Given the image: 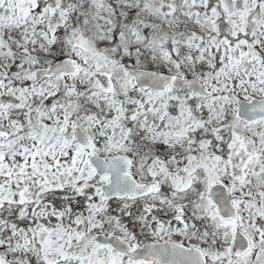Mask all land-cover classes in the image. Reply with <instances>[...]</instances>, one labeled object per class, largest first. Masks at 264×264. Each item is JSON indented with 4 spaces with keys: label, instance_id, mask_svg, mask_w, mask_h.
Returning a JSON list of instances; mask_svg holds the SVG:
<instances>
[{
    "label": "snow or ice",
    "instance_id": "6c2138e0",
    "mask_svg": "<svg viewBox=\"0 0 264 264\" xmlns=\"http://www.w3.org/2000/svg\"><path fill=\"white\" fill-rule=\"evenodd\" d=\"M0 264H264V0H0Z\"/></svg>",
    "mask_w": 264,
    "mask_h": 264
}]
</instances>
